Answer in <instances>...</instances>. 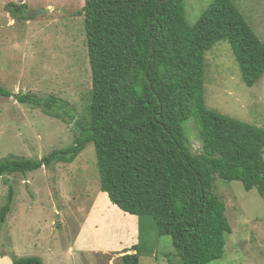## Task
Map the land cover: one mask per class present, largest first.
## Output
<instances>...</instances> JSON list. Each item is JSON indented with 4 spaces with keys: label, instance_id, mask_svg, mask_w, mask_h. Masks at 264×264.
I'll return each instance as SVG.
<instances>
[{
    "label": "trees",
    "instance_id": "1",
    "mask_svg": "<svg viewBox=\"0 0 264 264\" xmlns=\"http://www.w3.org/2000/svg\"><path fill=\"white\" fill-rule=\"evenodd\" d=\"M186 0H85L82 9L92 74L86 116L75 123L73 145L42 159L7 157L0 177L70 164L94 144L101 190L139 223L135 253L122 264L152 256L146 234L170 236L182 264H210L223 258L232 234L226 203L216 180L241 182L264 197V131L211 111L205 99V56L218 42L230 44L244 83L264 76V42L235 0H214L194 25ZM14 20L32 18L25 4L6 6ZM0 98L71 121L57 97L13 93ZM193 119L201 151L194 154L184 125ZM9 187L0 209V231L12 210ZM13 264H44L40 257Z\"/></svg>",
    "mask_w": 264,
    "mask_h": 264
},
{
    "label": "rangeland",
    "instance_id": "2",
    "mask_svg": "<svg viewBox=\"0 0 264 264\" xmlns=\"http://www.w3.org/2000/svg\"><path fill=\"white\" fill-rule=\"evenodd\" d=\"M213 1L186 0L189 24H196ZM10 3L25 4L31 14L49 12L14 20L6 9ZM234 5L264 42V0H235ZM84 6L85 0H0V86L15 94L57 97L75 119H55L14 98H0V161L11 156L39 160L73 145L75 123L84 120L92 89ZM204 85L211 111L264 131V76L247 86L228 42L206 53ZM184 131L199 154L200 132L193 119ZM100 186L92 143L70 164L0 177V209L9 187L15 191L0 231V264H13L14 257H40L44 264H104L100 254L68 252L96 194L103 193ZM214 189L226 203L232 234L223 258L210 264H264V197L236 181L217 179ZM146 240L155 252L140 264H182L170 236L147 233Z\"/></svg>",
    "mask_w": 264,
    "mask_h": 264
},
{
    "label": "crops",
    "instance_id": "3",
    "mask_svg": "<svg viewBox=\"0 0 264 264\" xmlns=\"http://www.w3.org/2000/svg\"><path fill=\"white\" fill-rule=\"evenodd\" d=\"M96 196L68 252L70 256L100 254L105 259L104 264H122V257L135 253L133 247L139 243L138 218L121 211L107 193Z\"/></svg>",
    "mask_w": 264,
    "mask_h": 264
},
{
    "label": "water",
    "instance_id": "4",
    "mask_svg": "<svg viewBox=\"0 0 264 264\" xmlns=\"http://www.w3.org/2000/svg\"><path fill=\"white\" fill-rule=\"evenodd\" d=\"M47 12H49V9H42V10L34 11V12L32 13V15H34V16H38V15L45 14V13H47Z\"/></svg>",
    "mask_w": 264,
    "mask_h": 264
}]
</instances>
